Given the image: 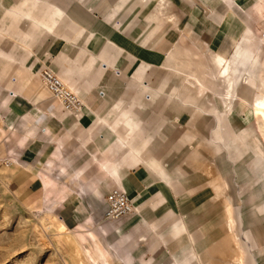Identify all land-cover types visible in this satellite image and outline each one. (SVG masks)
Wrapping results in <instances>:
<instances>
[{"label":"crops","instance_id":"1","mask_svg":"<svg viewBox=\"0 0 264 264\" xmlns=\"http://www.w3.org/2000/svg\"><path fill=\"white\" fill-rule=\"evenodd\" d=\"M263 2L0 0V167L70 235L82 264H94L85 251L95 244L97 264H203L191 224L207 196L183 192V165L206 174L203 148L215 167L238 162L239 136L257 146L261 133L252 165L264 168L252 110L264 86ZM44 69L82 101L77 116L51 98ZM214 187L224 195L223 179ZM114 189L131 214L107 215Z\"/></svg>","mask_w":264,"mask_h":264},{"label":"rangeland","instance_id":"2","mask_svg":"<svg viewBox=\"0 0 264 264\" xmlns=\"http://www.w3.org/2000/svg\"><path fill=\"white\" fill-rule=\"evenodd\" d=\"M239 106L245 114L250 109L245 103ZM253 122L260 132L258 121L253 118ZM251 138V144L257 146H247L239 136V158L233 164L224 161L215 167L211 152L203 148L200 159L206 174L188 166L189 162L183 165L191 182L183 192L200 191L201 198L207 196L200 216L191 224L203 264H237L238 260L242 264H264V168L252 165L257 159L255 150L263 156V139L261 133ZM221 179L226 191L216 197L214 186L221 184ZM10 180L7 168L1 165L0 264H81V253L70 235H58L56 222L40 200L24 201L23 195L9 185ZM226 199L231 202L235 219L232 230L227 222ZM253 203L257 213L252 212Z\"/></svg>","mask_w":264,"mask_h":264},{"label":"built area","instance_id":"3","mask_svg":"<svg viewBox=\"0 0 264 264\" xmlns=\"http://www.w3.org/2000/svg\"><path fill=\"white\" fill-rule=\"evenodd\" d=\"M40 79L50 93L51 98L56 100L64 111L70 113L81 109L82 102L55 72L44 69L40 73ZM106 204L108 216L122 217L130 214L132 210L131 201L124 192L118 189L107 195Z\"/></svg>","mask_w":264,"mask_h":264},{"label":"bare ground","instance_id":"4","mask_svg":"<svg viewBox=\"0 0 264 264\" xmlns=\"http://www.w3.org/2000/svg\"><path fill=\"white\" fill-rule=\"evenodd\" d=\"M160 11H161V8L159 7L158 9H157V12L158 13H160ZM218 57V56H217ZM216 57V58H217ZM239 57H240V55H239ZM220 59V58H219ZM217 61V60H216ZM222 61H223V59H222ZM225 61V60H224ZM211 62H214V59L211 61ZM218 64V63H217ZM223 64V63H222ZM227 64V63H226ZM226 64L224 65V67H223V69H222V76H223V82L222 83H224L225 84V90L228 92V90L229 89H231L232 88V79L230 78V70H229V66H226ZM220 66H221V64H220ZM242 68V67H241ZM245 70V69H244ZM212 74V77L214 76V72H211ZM244 75V74H243ZM246 76V75H245ZM263 76V75H262ZM215 79V78H214ZM261 79V78H260ZM221 80V79H220ZM245 81V80H244ZM43 83V82H42ZM264 84V83H263ZM44 85V84H43ZM236 85V84H235ZM244 85V84H243ZM259 85H261V84H259ZM258 85V86H259ZM240 86V85H239ZM45 87V86H44ZM242 87V86H241ZM261 87V86H260ZM46 88V87H45ZM47 90V89H46ZM48 91V90H47ZM226 92V93H227ZM240 92H241V90H240ZM49 93V92H48ZM260 97L259 98H257V100H255L256 102L254 103V105L252 106V110H253V113L256 115V116H258V118L260 119V120H262L263 122H264V86L262 87V88H260ZM50 94V93H49ZM76 95V94H75ZM227 95V94H226ZM255 95H256V93H255ZM77 96V95H76ZM258 96H259V94H258ZM256 97H257V95H256ZM226 98V97H225ZM242 98V97H241ZM240 98V99H241ZM79 99V98H78ZM80 100V99H79ZM80 102H82L81 100H80ZM224 105L227 107V111H230V109H231V105H230V103H226V102H224ZM83 107H84V105H83V103H82V107H81V109L79 110V111H77V112H70V113H72V114H74V115H78L79 114V112H81V110L83 109ZM256 152L259 154V152L256 150ZM261 156V155H260ZM115 190V189H114ZM111 191H113V190H111ZM110 191V192H111ZM109 192V193H110ZM127 196V195H126ZM127 198L129 199V197L127 196ZM130 200V199H129ZM131 201V200H130ZM134 211V207H133V203H132V210H131V212H130V214L132 213ZM58 232H63V231H65L66 229L63 227V226H58L57 227V229H56ZM97 251L98 252V257H96L95 256V254H94V251ZM79 252L81 251V250H78ZM86 253H85V255L86 254H88L89 255V258L94 262V264H97V261H98V258H104V256H105V253H104V251L99 247V245L98 244H95V248H88L86 251H85ZM81 253V252H80ZM81 256H82V253H81ZM238 262V264H241V262L240 261H237ZM81 264H82V261H81Z\"/></svg>","mask_w":264,"mask_h":264}]
</instances>
